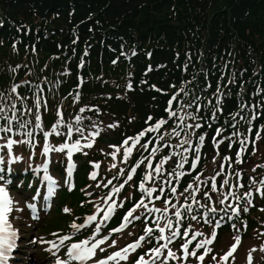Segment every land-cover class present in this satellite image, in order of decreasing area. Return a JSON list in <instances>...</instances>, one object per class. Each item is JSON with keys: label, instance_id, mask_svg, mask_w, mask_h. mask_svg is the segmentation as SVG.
I'll return each mask as SVG.
<instances>
[{"label": "trees", "instance_id": "obj_1", "mask_svg": "<svg viewBox=\"0 0 264 264\" xmlns=\"http://www.w3.org/2000/svg\"><path fill=\"white\" fill-rule=\"evenodd\" d=\"M0 109L5 117L0 127L12 129L0 136L14 145L22 141L21 152L31 154L26 161L14 150L18 157L6 156L7 164L0 166V176L15 188L20 182L21 191L38 179L40 165L33 160L40 159L45 136L53 147L76 140L114 147L131 138L145 149L142 157L132 154L128 167L148 156L158 140L161 155L178 156L182 174L160 176V194H168L169 183L178 182L180 189L189 185L215 153L229 169L218 171L230 183L232 177L243 189L245 178L257 181L261 205L264 181L257 179L264 174L255 178L253 172L264 162L252 166L246 159L249 145L264 136V0H0ZM104 117L108 130L98 132ZM158 119L164 126L149 131ZM217 130L225 134L218 138ZM86 147L71 152L72 184L55 191L61 223L60 205L66 197L83 199L79 192L91 180V164L102 159L94 151L83 155ZM67 154L66 148L57 151L48 165L56 174L64 172ZM133 178L143 179L141 169ZM134 203L125 193L108 227ZM141 207L133 224L148 225L150 208ZM179 213L168 222L172 232L186 229L191 217L202 234L207 227L218 234L234 232L243 217L223 198L204 207L183 205ZM246 215L247 231L254 220ZM40 222L39 231L58 227L49 218Z\"/></svg>", "mask_w": 264, "mask_h": 264}, {"label": "rangeland", "instance_id": "obj_2", "mask_svg": "<svg viewBox=\"0 0 264 264\" xmlns=\"http://www.w3.org/2000/svg\"><path fill=\"white\" fill-rule=\"evenodd\" d=\"M169 114H172L171 110ZM108 120L107 117H104L101 122L98 121L96 125L98 132L108 130H106ZM160 121L161 119L154 121V125L152 126L153 130H158L164 126V123H162L157 127ZM262 128H264V126ZM165 130L166 128L163 131ZM169 130L172 131L171 129ZM230 130L231 129H228L229 132H231ZM96 133L93 132L92 134ZM223 134H225V132L221 131L218 138ZM9 139L12 141L11 138ZM7 141L8 140L0 136V163L7 162L9 157H18L14 150H17L19 154L23 153L22 157L26 159V161L31 159L30 153L26 151L21 152L20 144L22 141H17L15 143L17 145L12 143L16 149L12 148V150L4 153L5 150L9 149ZM127 141V144L122 143L114 147L100 143L97 140H76L73 143L67 141L63 142V145H68V149L66 148L68 152L79 151L78 149H81V147L91 145L83 149L82 154L86 155V152L94 151V153L91 154H99L102 159L91 164V180L87 185H84L79 192V194L83 196V199L72 201L70 197H66L65 203L60 205L59 210L64 218L63 223L60 222L58 215L55 216L57 214L55 199L49 202L50 207L40 213L42 219L49 218L51 222L55 224L58 223V227L55 225L57 228L53 226L38 231L40 230V226H42L41 222L35 220L36 217H33L28 207V204H32L33 202H30L31 193L27 191V189L22 192V185L20 182L16 189L10 184L11 180L9 178L0 177V188H4L8 193L9 199L12 200V204L10 205L12 211L6 213L8 223L12 225L9 231H15V237L19 240L20 244L18 245V252L20 254L16 253V256H13V263L28 264L27 261H35L38 259V261L41 262L40 264H50V261L45 260L44 253H42V249H49V257L52 256L50 258L51 264H57L58 261L61 262V264H85V262L91 264L97 261H107V264H136L141 256L151 264L152 255L150 254V250L167 244V248H161L163 255L156 260V264H161V261L167 257V252L169 250L175 253L177 258H167V264H205L206 261H209L210 264H249V256H251V264H264V203L258 205L260 196L255 193V188L258 190L256 186L257 181L251 178H245L247 182L246 185L243 189H239L238 181L231 177L233 183H230V180L227 179L228 176L226 175L227 177H223L222 173L218 171L219 168V170L225 173H230L229 169L228 172H226V168L222 167V159H217L214 153L209 156V163L206 164L204 169L198 173L197 177L191 181L189 185L180 189L177 186L178 182H176L174 186H172V183H169L166 184L165 189L168 194H160V187L158 185L160 176L179 178L182 174L181 169L178 168V156L175 152L161 155L159 153L158 140L154 143L148 156L138 159L128 167L134 152L137 151L140 153V157L143 156L142 152L145 149V144L141 145L137 141L131 139ZM74 144L78 145L76 150L72 149V145ZM59 146L61 147V143ZM60 147H53L47 140L43 141V145L39 152L40 159H35L33 162L50 164L57 152L56 149ZM46 148L52 150L46 152ZM128 148H131V153L125 155V150ZM34 153L35 152H32V154ZM238 153L240 156V148ZM6 156H8V158H6ZM66 159H68V154L66 155ZM157 159L159 160L158 163H154ZM256 161L264 162V136L260 137V140L252 142L248 147L246 162L253 166ZM238 163L239 162H233L228 165L233 166ZM149 164L152 165L151 168ZM96 165H98V167ZM74 166L75 162L73 161V167ZM157 166H160L159 173L155 170ZM262 166V170H260V167H257L253 172L255 178L264 174V163ZM212 168H214L213 171ZM137 169H141L143 179L135 182L133 177L134 171ZM68 173L71 174L72 170L67 172V174ZM250 173H252V171H250ZM49 174L51 176L50 169L46 171V175L49 176ZM242 174L243 173L239 172L240 176ZM53 175L55 188L65 183V178L63 176L55 174V172ZM70 176L71 175H69V178ZM129 176H131V179H129ZM149 176L150 178H146ZM263 176L262 179L257 180L261 182L264 181ZM141 185H143V188H141ZM213 185H215V190H213ZM173 188L175 192L172 191ZM117 189H119V191L123 190V192H119ZM237 189L240 191H237ZM148 190H152L151 195L148 194ZM135 191H142L144 194L143 196L135 195ZM124 192L128 194L129 198L133 199L135 203L126 210V213L119 219V225L112 228L108 227L109 222L116 214V210L114 209L116 202L125 200ZM249 193L250 196L246 195ZM118 195L120 199H118ZM217 198H223L225 204L229 205L231 210L239 209L238 214L243 217L235 223V227H232L235 229L237 228V231H225L218 234L217 230H211V228L207 227L203 229L204 233L202 234V232L199 231L201 229L197 227L195 223V219L191 217L189 218L191 223L188 227L179 230L178 235L172 236V231L169 228L167 229L168 222L173 220V215L179 212L180 209L183 208V205L184 207H191L192 205L199 204L204 207L205 204H209L212 200H217ZM247 200H251V204L246 203ZM141 202L142 205H147L150 208L147 210L149 211L147 215L148 218L146 219L149 223L148 225H146L145 220H140L137 224H133L135 220L132 218H135L134 213H136V209L142 208L137 207ZM241 203H245L242 207L243 211L239 207ZM110 207L113 211L110 216L105 219V214L108 213ZM250 207L253 208V210H250ZM245 208L248 210L244 211ZM64 209H68L69 211L65 212ZM130 211H132V216L128 217L127 214ZM147 211L145 213L143 212L142 216L146 214ZM246 214L250 215L251 219L254 220V224L250 226V229L247 231L245 230V227H247ZM90 216H95L96 219L88 222V217ZM125 217H127V220H125ZM73 224L78 226L83 225V227L74 229L72 227ZM149 226H152V228H150L153 229L151 234L146 232ZM97 227H99V231L96 230ZM161 227L164 228L163 233L159 231ZM114 229L120 230L113 231ZM85 230L92 231L81 234ZM213 234H215L214 239ZM161 235L166 237V239H159ZM200 235H202L201 239L204 238L203 242L198 241ZM65 237H67V239H65ZM140 237H144V240L139 241ZM168 237H171V240L167 239ZM236 237H239V240H237ZM43 238L48 241H43ZM101 239H104L105 243L99 245L90 258L77 260L70 256L69 253L72 245L78 244L81 245L82 248H91L93 244H96ZM209 240L212 242L205 243ZM113 241H115L114 245ZM137 241H139L140 246L136 248L135 251L130 249L127 253V259H107L109 256ZM52 243H54V247L51 245ZM184 245H187V252H185ZM198 245H202V247H198ZM233 245H236L235 251H233L230 256H227V260L223 259L231 251ZM253 249H255V251H253ZM191 252H195L196 255H190L189 253ZM201 255L204 256L203 261L198 259ZM213 257H215V259H213Z\"/></svg>", "mask_w": 264, "mask_h": 264}, {"label": "snow or ice", "instance_id": "obj_3", "mask_svg": "<svg viewBox=\"0 0 264 264\" xmlns=\"http://www.w3.org/2000/svg\"><path fill=\"white\" fill-rule=\"evenodd\" d=\"M3 109H0V112H2ZM5 117L3 116H0V119H4ZM37 119H39V116L37 117ZM151 119V118H149ZM164 123V121H160L158 124H157V127L160 126V124ZM23 127V125H21ZM197 127H199V125H197ZM12 129H11V126L9 124L8 127H0V132H10ZM149 131L153 130V129H148ZM218 134H219V130H217ZM144 133L142 132L140 135H143ZM29 135H31L29 133ZM178 135V133H177ZM131 139V138H130ZM12 143H14L13 141H9L8 143V147L10 148ZM125 144L128 143V141H124ZM87 146H91V145H87ZM68 145L65 144L63 145L60 149H56L57 151H63L64 148H67ZM78 148V145H72V149L73 150H76ZM52 149H47L46 148V152L47 151H51ZM243 150V149H242ZM131 153V148H128L125 150V155H128ZM237 156L239 157V153H237ZM237 162H240V160L238 159ZM98 167V165H96ZM149 167L151 168L152 165L149 164ZM156 172L159 173L160 171V166H157L156 167ZM255 170V169H253ZM45 171H47V167L45 166ZM94 178V176H93ZM146 178H150L149 177H146ZM45 180L49 181V194L51 195L52 192L54 191V188H55V181L52 180V178L50 176H45L44 177ZM129 179H131V176H129ZM141 188H143V185H141ZM213 190H215V185H213ZM117 191H119V189H117ZM151 191L152 190H148V194L151 195ZM173 192H175V189L173 188L172 189ZM246 195H249L250 196V193L249 194H246ZM262 195H264V193H262ZM223 202V201H221ZM249 203H251V200H249ZM12 204V200L9 199V196H8V193L5 191L4 188H0V264H6L7 260H8V256L5 254L6 253V250L7 251H11V249L15 246L14 245V239H15V236H16V233L15 231H12V232H9L8 230L12 227V225L10 223H8V219H7V216H6V213H9L12 211V208L10 207V205ZM141 206H144L146 207V205H142V202L141 204H138L137 207H141ZM28 207L35 210V205L34 204H31L29 203L28 204ZM248 209L245 208L244 211H247ZM65 212H68L69 210L68 209H64ZM113 211V209L110 207L109 210H108V213L105 214V219H107L111 212ZM159 211V210H157ZM213 211H215L213 209ZM233 212L235 214H238L239 213V209H233ZM180 213L177 212L176 213V216L179 217ZM128 217L132 216V211H130L128 214H127ZM138 218V217H137ZM96 217L95 216H90L88 217V222H91L93 220H95ZM193 219H195V217H193ZM125 220H127V217H125ZM219 226V225H217ZM72 227L75 229V228H79V227H83V225H76V224H73ZM167 227L169 229H171L172 225L171 223H169L167 225ZM233 227H235L233 225ZM97 231H99V227H97L96 229ZM120 229H114L113 231H119ZM153 231V229L151 228H148L146 229V232L148 234H151ZM159 231L161 233L164 232V228H159ZM178 235V232L176 231H173L172 232V236H176ZM215 238V234H213V239ZM65 239H67V237H65ZM106 239V238H105ZM159 239L161 240H164L166 239V237H164L163 235H161L159 237ZM167 239L171 240V237H168ZM237 240H239V237H236ZM144 240V237H140L139 238V241H142ZM139 241L131 244V245H128L126 248L124 249H121L120 251L114 253L113 255L109 256L107 259L108 260H115L117 258H120V259H127V253L129 252V250L131 249L132 251H135L136 248H138L140 246V243ZM63 242V241H62ZM212 241L209 240V241H206L205 243H211ZM105 243V240L104 239H101L99 240L96 244H93V246L91 248H87V247H81V245H78V244H74L72 245V248L70 250V256L74 259H77V260H85V259H88L90 258L93 254H94V250L99 246V245H102ZM115 244V241H113V245ZM198 247H202V245H198ZM161 248H167V244H164V245H161L160 247L158 248H154V249H151L150 250V254L152 255V260H151V264H156V260H158L162 255L163 253L161 252ZM235 248H236V245H233L232 246V249L231 251L223 258L225 260H227V256H230L232 254L233 251H235ZM184 249H185V252H187V245H184ZM102 250V249H101ZM253 251H255V249H253ZM190 255H193L195 256L196 253L195 252H191L189 253ZM167 258H173V259H176L177 257L175 256V253H173L171 250H169L167 252V257H165V259L163 261H161V264H167ZM198 259L200 261H203L204 259V256L201 255L198 257ZM213 259H215V257H213ZM57 264H61V262H57ZM100 264H107V261H100ZM136 264H149V261L145 260L143 256H141ZM249 264H251V256H249Z\"/></svg>", "mask_w": 264, "mask_h": 264}, {"label": "water", "instance_id": "obj_4", "mask_svg": "<svg viewBox=\"0 0 264 264\" xmlns=\"http://www.w3.org/2000/svg\"><path fill=\"white\" fill-rule=\"evenodd\" d=\"M206 264H209L208 262Z\"/></svg>", "mask_w": 264, "mask_h": 264}]
</instances>
